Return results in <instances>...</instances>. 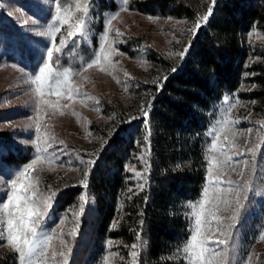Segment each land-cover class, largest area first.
Listing matches in <instances>:
<instances>
[{
    "label": "rangeland",
    "instance_id": "obj_1",
    "mask_svg": "<svg viewBox=\"0 0 264 264\" xmlns=\"http://www.w3.org/2000/svg\"><path fill=\"white\" fill-rule=\"evenodd\" d=\"M182 1L196 8L195 20L175 19L158 12L150 14L143 6L132 8L130 0L126 4L122 0H87L90 10L84 35L79 36L75 35L78 30L74 25L83 14L73 0H67L64 6H71L72 20L60 25L55 44L59 46L64 40L58 64L71 69L68 87L72 96L69 98L66 92L56 95L47 90L43 97H37L35 85L29 79L38 65L47 61L46 46L53 43L47 27L59 10L57 3L54 0H0V203L11 194V182L17 174L32 164L27 175L38 181L34 185L35 199L43 213L38 217L37 239L52 237L46 250L43 244L37 248L32 264L38 261L63 264L61 252L67 256L68 264H73L82 217L93 205L89 196L90 202L80 214L81 195L85 192L81 181L86 172L88 181L94 164L88 162L96 161L107 135L122 120L127 123L146 117L153 87L159 85L165 74L160 61L175 66L182 63L194 32L210 18L217 2ZM79 3L83 7L85 0ZM69 31L74 33L73 37L68 36ZM249 40L264 43L256 30L251 31ZM93 57H99V62L87 68L86 62ZM248 88L242 84L238 91L223 96L206 131L205 180L199 197L187 206L190 234L183 247L185 264H192L194 259L186 251V245L197 234L196 206L202 200L207 203L201 219L211 223L204 224L199 231L208 255L215 253L213 264L222 257L227 264H264V240L259 239L264 233V116L254 115L250 103L240 98L239 92ZM5 143L21 149L20 153H27L28 158L22 165L3 164L7 153ZM138 157L137 167L129 165L127 170L135 180H142L144 155ZM22 182L25 181H17V186ZM71 187H79L81 193L59 209L57 197ZM237 194L242 207L238 221L234 222L231 217L237 211ZM217 195L221 200L230 201L227 207L220 203L216 213L222 229L208 215ZM49 199L50 204L46 206L44 201ZM228 225L234 226L229 229ZM73 230L74 234H70ZM222 231L226 234L222 235ZM221 240L227 243H218ZM11 253L15 255V264H21L19 253L0 237V257L9 258ZM133 259V252L125 256L119 250V242L107 238L101 254L87 264L106 261L107 264H133Z\"/></svg>",
    "mask_w": 264,
    "mask_h": 264
},
{
    "label": "trees",
    "instance_id": "obj_2",
    "mask_svg": "<svg viewBox=\"0 0 264 264\" xmlns=\"http://www.w3.org/2000/svg\"><path fill=\"white\" fill-rule=\"evenodd\" d=\"M130 2L150 14L185 20L198 16L182 0ZM253 30L264 40V0H217L210 18L194 32L182 63L160 61L165 74L153 87L146 117L122 120L90 169L86 191L93 205L82 217L73 264L96 259L107 238L117 240L125 256L137 253V264H185L187 206L199 197L205 180L206 131L216 105L244 84L249 88L239 92L240 98L250 103L254 115L264 116V43L249 40ZM6 145L3 164L22 165L27 153ZM142 154L145 172L135 180L127 166L137 167ZM80 193L79 187L62 192L56 200L59 209ZM9 256L0 257V264H15V255Z\"/></svg>",
    "mask_w": 264,
    "mask_h": 264
},
{
    "label": "snow or ice",
    "instance_id": "obj_3",
    "mask_svg": "<svg viewBox=\"0 0 264 264\" xmlns=\"http://www.w3.org/2000/svg\"><path fill=\"white\" fill-rule=\"evenodd\" d=\"M57 3L58 11L56 15L53 17L52 23H50L47 27V34L52 37V46H46V54H47V61L42 62L41 65H38V70L33 71L29 75V79L31 83L35 85L34 91L37 97H43L45 95V90L49 94H56L60 95L61 93H67L69 98H71L72 93L68 87L70 83V68H62L58 64L59 54L62 52V48L64 47V40L60 41L59 46L55 44V37L58 32L61 31L60 25L68 24L72 20V10L71 6L65 7L64 4L67 0H54ZM76 4V8L78 11L82 12V18H79L74 27L78 30L75 35L83 36L85 31V23L86 17L89 12V7L87 4V0H85V4L81 7L79 0H73ZM122 3L126 4L127 0H122ZM211 9H209V13ZM118 13L114 14L109 19V24L111 23V19H115ZM151 19V17H150ZM204 19L206 20L207 17L205 16ZM199 25H197L198 27ZM117 35H121L118 31ZM69 37H73L74 33L72 31L68 32ZM75 40L73 39V43ZM55 49V59H54V50ZM107 59V57H105ZM43 60V58H42ZM99 62V57H93L88 62H86V67L91 68L93 65ZM13 67H17V65H13ZM23 70V69H21ZM104 71L103 68L100 69ZM77 95H79L77 93ZM85 98H89L85 96ZM62 114V113H61ZM75 114V113H73ZM251 131V130H249ZM150 135V132H149ZM215 147V146H213ZM223 151V150H221ZM150 154V148L148 151ZM231 159L230 157L228 158ZM227 162V161H226ZM35 161H33V164ZM89 164L94 163V161H89ZM147 163V161H146ZM211 163V161H210ZM246 163V162H245ZM33 167L32 164L28 166L24 171H21L17 174L15 180L11 182V194L8 196L7 200L3 203H0V216L3 218L0 219V224L4 225L3 228H0V237H4L7 241V244L11 246L17 253H19L21 259V264H24L25 260H27V264H32V256L36 252L37 248L40 247L41 244L45 246V250L49 246V241L52 239L51 236H45L42 241L38 240V227H39V220L38 217L43 215L40 211L39 206L36 204L35 199V191L34 185H38V181L34 180L32 177L27 175L28 169ZM34 170V169H33ZM213 169H210V172ZM17 181H25L17 186ZM215 183H219V181H214ZM229 183H231L229 181ZM85 192L81 195V203H80V214H83L85 204L90 202L89 194L87 193L88 182H87V172L85 173L84 179L81 181ZM142 188L143 185H140ZM208 196V189H205V197ZM207 203V200H202L200 204L196 207L198 211L196 213V231L197 234L193 235L189 244L186 245V251L189 255H191L194 259L192 264H213V256L208 255V249L205 246L204 238L200 235V229L203 227L204 224H209L211 221H204L201 217L204 215V204ZM223 203L225 207L230 204L228 200H221L219 195L216 197V203L213 205L211 209L208 210V215L212 217V219L217 220V227L218 229H222L223 225L219 222L218 218L216 217V213L220 210L219 204ZM44 204L47 206L50 204V199L45 200ZM237 211L232 215L231 219L235 222L238 221L240 208L242 207L239 205V196L237 194ZM234 225H228V228H232ZM70 233V234H74ZM6 234V235H5ZM222 235L226 234L224 231L221 232ZM260 240H264V233H261ZM218 243L226 244V240H221ZM134 249L136 245L132 246ZM70 252V250H69ZM43 256V252H41ZM60 255L64 257L63 264H68L67 256L61 252ZM138 254L133 252V264H135V258ZM53 259H55V253H53ZM249 257V261H250ZM37 264H40L38 261ZM47 264V262H44ZM107 264V261L105 262ZM217 264H227L226 260L222 257Z\"/></svg>",
    "mask_w": 264,
    "mask_h": 264
}]
</instances>
